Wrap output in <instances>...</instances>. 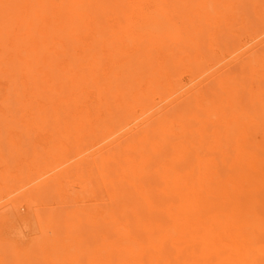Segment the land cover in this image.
Instances as JSON below:
<instances>
[{
  "label": "bare ground",
  "instance_id": "6f19581e",
  "mask_svg": "<svg viewBox=\"0 0 264 264\" xmlns=\"http://www.w3.org/2000/svg\"><path fill=\"white\" fill-rule=\"evenodd\" d=\"M52 1L54 2V0ZM209 1L215 3V0ZM10 4V0H0L2 24L9 23L10 17L13 15L12 12H15ZM202 4L201 11L197 12L199 16H210L215 13V21L220 17L225 16L226 18L225 14L216 12L212 5ZM70 5H73V9H75V3ZM57 8L58 10L55 9L56 11L50 18L42 17L45 21L43 27L46 32L41 33L39 38L29 39V47H27L26 40L28 41L34 31L31 30L30 33L27 30L24 37L11 35V29L9 32L6 30L8 33L6 36L4 31L3 34L0 32L2 44L6 41V37H14L10 46L14 48L11 50L14 54L11 65L15 67L8 66L7 68L6 66L4 68H6V72L11 70L13 74L11 81L14 85H17V82L21 84L18 85L19 91L25 98V105H22L24 107L22 109L24 111L27 108L33 109L34 104L40 98L44 101L46 99L47 103L49 101L52 104V107L46 111L45 104L38 106L35 108L37 117L35 116L34 119L35 121L39 119L44 123L46 119V116L43 117L44 112H51V120H60L62 123V135L65 137L70 134L78 140L81 138L79 135L81 131H85L84 133L88 137L96 134L95 131L105 123V118H108L107 115L105 118L100 117L99 113L103 111L102 107H106V111H109L110 99H114L115 106L117 105L119 110L126 112V115L133 116L132 121L124 124L117 132H109L98 142L102 144L117 135L119 131H123L124 136H132L131 133L136 130L134 131L136 132L135 138L128 141L131 138L127 137L126 141L128 142L125 141V146L121 145L123 153L125 151L124 157L119 160L122 161V165L119 167L120 163L117 161L119 168L114 167L116 170L114 168L113 170L116 174L121 172L122 183H128L127 189L131 185V189L135 190L140 199L139 201L134 198L133 205L136 210H132L130 215L128 214L130 218L127 215L132 221L133 231L125 226V231L121 232V229L116 228L119 224L117 223L114 225V234L117 235L114 243H107V239L102 241L105 246V252H102L103 254L100 253L101 251L99 252L102 254L99 257L102 264H156L158 260L163 264H264V88L258 85L260 83L264 86V75H259L256 67L260 64V67H263L264 57L250 59L245 65L248 70L247 74H250V77L246 76L250 82L246 83V86H250L247 88L250 96L247 103L255 102V107H258L253 110L254 114L250 113L252 116H249L247 111H242L243 107H239L241 105L237 102L240 100H236L239 94H235L238 88L229 86L230 82L225 80L217 83L219 86L217 90L220 89L221 93L214 94L215 96L211 95L208 99L201 92L195 91L194 88L183 93L181 98L188 101L191 108L188 113L179 116L180 120H178L182 122L180 123L176 119L172 121L164 116L161 118L160 111H154L157 105L149 107L150 105L147 106L143 103L144 99H148L157 88L161 87L166 91L168 89L172 91L171 95L183 88L177 85L178 90L170 84L161 85L162 79L167 77L166 72L170 71L164 66V59L160 62V67L156 65L154 67L153 63L147 62L148 65H145L147 67L142 76L138 70L131 74V78L128 74H119L116 71L119 67L117 66L119 65L118 61L106 63L104 58L109 59V56L115 57L116 52L120 53L121 50L118 49L122 46L121 44L125 43L124 39L122 42H117V48L110 44L112 51H106L104 55V52L99 50L100 48L95 47L94 41L85 43V45L80 43L82 48H74L80 40L69 35V38L65 40V44L69 47L73 44V48L69 50L64 46L65 44H62L63 42L60 44L55 39L59 37L57 36L58 32H64L70 28L74 31L73 27L75 26H71L72 20L68 16L67 18L63 16L67 15V13H63L64 10L70 9V6L68 4V9H65L64 5H58ZM207 9L211 12L208 11L205 14L204 11ZM20 10L18 9L16 12ZM49 11L46 10V13ZM17 19L15 22L13 21L14 24L18 21ZM28 19L30 21L31 18ZM82 23L84 22L81 20L80 25ZM26 24L27 21H23L20 25L17 24L16 28L18 30L20 26L26 28ZM77 25L79 26V24ZM2 27L1 30L6 29V26ZM92 27L94 26L92 25ZM86 28H89L88 25ZM36 30L38 31V29ZM84 32L81 31L82 34ZM77 35L80 36V34ZM126 37L125 35L124 38ZM61 38L63 39V36ZM4 46L7 47L6 44ZM4 46L2 45L3 49ZM95 48L99 51L95 52ZM198 49L196 48L193 59L195 67L199 66L201 62ZM175 61L176 59L171 62ZM193 62L185 58L180 62V65H191ZM18 73L24 75V78H19ZM143 83L146 84L145 92L141 94L139 90L134 93L133 90H138ZM90 89L94 91L93 100H88L86 95ZM36 98L38 100H35ZM134 102H136L134 105L140 104L139 106L142 107H140L141 111L138 116H135V111H131L135 107L133 106ZM145 102L147 103V101ZM19 104L21 103L19 102ZM236 107L239 109L237 110ZM257 109L260 110V113L255 114ZM113 111L115 109L109 111V119L116 118ZM152 111L154 113L148 115ZM141 117L144 118L139 121ZM35 124L38 123L35 122ZM130 124L133 126L129 127ZM155 139L157 140L155 141ZM107 147L91 152L87 159L98 155L102 158V162L110 160L111 157L103 152ZM168 147L169 153L165 151ZM166 153L168 154L166 155ZM145 179L150 186H147L146 183L143 184ZM103 180L101 178L104 187L106 185ZM116 180L117 182L112 180V183H119L118 179ZM130 195L132 194L128 196ZM135 205H138L139 209ZM129 207L127 208L129 209ZM128 209L126 214L132 208ZM109 226L108 224L107 227ZM114 234L112 235L115 236ZM67 247L70 250L65 252L66 262L69 264L79 263L80 256L75 253V250L77 251L79 248L74 249L72 242ZM88 250L90 249H87L86 252ZM83 255L86 257V264H93L94 255L91 252Z\"/></svg>",
  "mask_w": 264,
  "mask_h": 264
},
{
  "label": "rangeland",
  "instance_id": "374dc122",
  "mask_svg": "<svg viewBox=\"0 0 264 264\" xmlns=\"http://www.w3.org/2000/svg\"><path fill=\"white\" fill-rule=\"evenodd\" d=\"M10 1L15 12H12L13 15H11V19L9 18V23L4 22L3 25V21H1L3 19L0 18V26H6L5 30H1L0 27V32L4 31L5 36L9 29H16L10 30L11 35L23 37L26 36L27 30L30 33L32 30L34 37L31 36L28 41L26 40L28 44L30 40L39 38L41 33L46 32L43 27L45 23L42 19L43 16L50 18L58 10V5H64L65 9H68L69 4L70 9H63V14L67 13L63 16L66 18L68 16L72 20L71 26H75L76 29L73 27L74 31L70 28L64 32H58L57 36L59 37L55 36V40L60 44L63 42L64 45L69 35L70 37L75 36L80 41L75 44L74 48H82V43L85 45V43L94 41L95 47L100 48L99 50H102L105 55L106 51H112V45L117 48V42H122L124 39L125 43L121 44L122 46L118 49L122 53L116 52L115 57L109 56V59L104 58V60L106 63L117 60L119 67L116 71L122 75L128 74L129 78L137 70L141 72L142 76L147 67L145 65H148L147 62L153 63L154 67L155 65L160 67V62L164 59L165 65H163L170 71L166 72L167 77L162 79L161 85L170 84L178 90L177 85L183 88L171 95L172 91L168 89L166 91L160 87L148 99H144L143 103L147 106L150 105L149 107L157 105L154 111H160L161 118L164 116L172 121L173 119L180 120L179 116L188 113L191 108L189 102L181 98L183 93L194 88L195 91L201 92L208 99L211 95L221 93L220 89L217 90L219 87L217 83L225 80L230 82L229 86L238 88L235 93L239 94L236 100H240L237 103H240L239 107H243L242 111H247L249 115L258 108L255 107V102H253L254 105L251 102L247 103L250 97L247 88L250 86H246V83L250 82L246 76L250 77V74H247L248 70L245 65L250 59L264 57V0H215V3H211L209 0ZM60 2L61 4H59ZM71 3L76 4L75 9H73V5H70ZM202 3H205L206 6L212 5L216 12L225 14L226 18L225 16L220 17L215 21V13L210 16H199L197 12L201 11ZM36 6L38 10H36ZM9 9L11 8L9 7ZM18 9L21 10L16 12ZM46 10L49 12L46 13ZM208 11V9L204 11L205 14ZM13 17L14 19H12ZM28 18H31L30 21ZM15 19L18 20L16 23L19 25L23 21H27L26 28L20 26L19 32L16 28L17 24H14ZM81 20L85 24L80 25ZM87 25L89 28L85 29ZM79 29L83 32L86 30L90 32L86 31L82 34ZM122 31L125 34L120 33ZM33 33L37 34L36 37ZM125 35L126 38H124ZM6 38L3 44V41H0V264H69L65 260L67 257L65 252L70 250L67 246L71 242L74 249L79 248L77 251L75 250V253L80 256L79 263L74 262L73 264H86V257L83 254L89 252L94 255L93 264H102L99 259L102 252H105L102 241L107 239V243H114L117 236L114 234V225L117 223L119 224L116 228L121 229V232L125 231V226L133 231L134 227L131 225L132 221L129 220V215L132 210H136L133 205L134 198L139 201L140 199L135 190L131 189V185L127 189L128 183H122L121 172L116 174L113 170L114 167H118L119 163V167L122 165V161L119 160H122L125 151L123 153L121 145L125 146L128 141L133 140L136 130L131 133L132 136H124L123 131H119V134L117 133L102 144L98 142L109 132H117L124 124L132 121L133 116L126 115V112L119 110L117 105L115 106L114 99H110L108 109L109 111L115 109L112 113H115L116 121L109 119V111H106V107H102L105 110H101L99 115L102 118L107 115L105 123L99 126V129L95 131L96 134H92L91 137H88L84 133L85 131H81L80 134L78 133L81 135L78 140L70 134L68 137L62 135V123L60 120H57L58 122L51 120V112H44V116L42 115L47 119L44 123L39 119L35 121L34 118L37 117L35 108L45 104L46 111H48L52 104L49 101L47 103L46 99L45 101L40 100L41 98L38 100L37 97L35 100L38 102L34 104L33 109L27 108L28 110L25 111L22 109L25 105V98L19 91L21 84L17 82V85H14L11 81L13 76L11 70L6 72V68H4L6 66L7 68L8 66L15 67L11 65L14 54L11 51L13 46H10L14 37ZM5 44L7 47L4 46ZM64 46L69 50L73 48V44L70 47L67 44ZM97 48H95V52L99 51ZM196 48H199L198 54L201 57V62L197 67L193 62ZM185 58L190 59L193 63L180 65V62ZM174 59L176 61L171 62ZM260 65H256L257 72L259 75H264V64L263 67ZM17 76L21 79L24 78V75L20 73ZM145 85L143 83L138 90H133L134 93L139 90L141 94L145 92ZM258 85L264 88L260 83ZM16 92L17 95H15ZM93 92L92 89L87 92L88 100H93ZM238 97L240 98L238 99ZM135 103H133L135 107L131 111H135V116H138L142 107L139 106L140 104L134 105ZM253 107L254 109H252ZM257 110L255 114L260 113V110ZM154 111L148 115H152ZM251 114L249 116H252ZM143 118L141 117L139 121ZM130 126L133 125L130 124ZM127 137L131 139L126 141ZM107 145L109 146L107 147ZM105 146L107 149H104L103 152L111 157L110 160L102 162V158L98 155L87 159L91 152L98 151ZM106 150H109L108 153ZM168 150L169 147L165 151L168 152ZM43 174L44 176H42ZM100 177L102 180L105 179L103 181L106 186H102ZM116 179L119 183L113 184L112 180L117 182ZM150 181L151 179H149ZM145 183L147 184V180L143 182V184ZM150 183L152 184V182ZM147 186L150 184L148 183ZM128 190L130 191L127 192ZM128 193L132 195L128 196ZM127 207L132 209L129 210ZM126 208L129 210L127 214L125 213ZM114 222L116 223L114 224ZM108 224L109 227H107ZM112 237L114 238L112 239ZM87 249L90 250L86 252ZM156 264L163 263L158 260Z\"/></svg>",
  "mask_w": 264,
  "mask_h": 264
}]
</instances>
